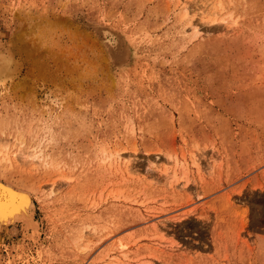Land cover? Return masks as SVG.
<instances>
[{"label":"rangeland","instance_id":"obj_1","mask_svg":"<svg viewBox=\"0 0 264 264\" xmlns=\"http://www.w3.org/2000/svg\"><path fill=\"white\" fill-rule=\"evenodd\" d=\"M180 1L0 0V264H264V0Z\"/></svg>","mask_w":264,"mask_h":264},{"label":"bare ground","instance_id":"obj_2","mask_svg":"<svg viewBox=\"0 0 264 264\" xmlns=\"http://www.w3.org/2000/svg\"><path fill=\"white\" fill-rule=\"evenodd\" d=\"M8 53L9 56L4 53L0 54V79L2 78L0 81L1 83L6 82L7 78L13 75L16 69V65L12 67V55H10V52ZM117 160L119 163H123V159L120 154L117 156ZM178 160L179 159L175 158L174 162L177 164ZM183 167H185V165H183ZM178 172L177 169H174V172L172 173V177L175 183H179L181 179H186L185 176L182 178L178 177ZM187 183L188 181L183 182L184 186H186ZM56 185V183L52 184V191L54 190ZM31 197L32 196H30L27 191L19 190L17 188H14L13 186L0 182V231H5L13 227H20L24 232H26L34 230L36 228L37 222L35 218V205ZM117 261V264H129L126 257L124 260L117 259Z\"/></svg>","mask_w":264,"mask_h":264}]
</instances>
